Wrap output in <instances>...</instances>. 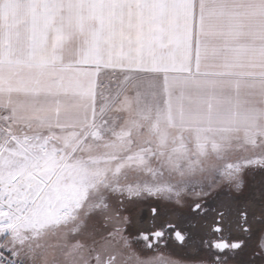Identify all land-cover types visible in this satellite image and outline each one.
I'll list each match as a JSON object with an SVG mask.
<instances>
[{
    "label": "snow or ice",
    "instance_id": "6c2138e0",
    "mask_svg": "<svg viewBox=\"0 0 264 264\" xmlns=\"http://www.w3.org/2000/svg\"><path fill=\"white\" fill-rule=\"evenodd\" d=\"M0 264H264V0H0Z\"/></svg>",
    "mask_w": 264,
    "mask_h": 264
},
{
    "label": "rangeland",
    "instance_id": "374dc122",
    "mask_svg": "<svg viewBox=\"0 0 264 264\" xmlns=\"http://www.w3.org/2000/svg\"><path fill=\"white\" fill-rule=\"evenodd\" d=\"M146 251L149 252L150 256H160L165 259L180 260L182 257L189 255L190 247H182L175 238L170 236L167 245H155L153 249Z\"/></svg>",
    "mask_w": 264,
    "mask_h": 264
},
{
    "label": "flooded vegetation",
    "instance_id": "af4514ba",
    "mask_svg": "<svg viewBox=\"0 0 264 264\" xmlns=\"http://www.w3.org/2000/svg\"><path fill=\"white\" fill-rule=\"evenodd\" d=\"M170 236L174 238V235L171 233V231H169V233L158 243V245H167Z\"/></svg>",
    "mask_w": 264,
    "mask_h": 264
}]
</instances>
